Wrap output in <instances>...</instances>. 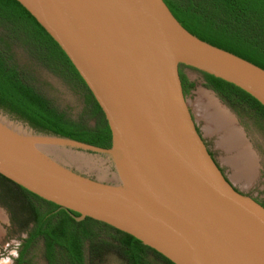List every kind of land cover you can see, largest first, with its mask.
Listing matches in <instances>:
<instances>
[{
    "label": "water",
    "instance_id": "95a60500",
    "mask_svg": "<svg viewBox=\"0 0 264 264\" xmlns=\"http://www.w3.org/2000/svg\"><path fill=\"white\" fill-rule=\"evenodd\" d=\"M16 1L83 79L111 146L38 132L0 108V175L173 264H264V206L238 192L207 151L179 66L231 83L263 107L264 70L189 33L163 0Z\"/></svg>",
    "mask_w": 264,
    "mask_h": 264
},
{
    "label": "trees",
    "instance_id": "16d2710c",
    "mask_svg": "<svg viewBox=\"0 0 264 264\" xmlns=\"http://www.w3.org/2000/svg\"><path fill=\"white\" fill-rule=\"evenodd\" d=\"M163 2L189 33L264 70V0ZM14 45L26 49L35 61L82 93L84 107L78 120L67 117L36 89L29 74L14 61ZM201 74L205 86L225 103L232 108L245 107L264 123V107L256 99L231 83ZM179 76L186 94L194 85L180 70ZM0 108L38 132L99 148L111 146L105 116L83 79L59 45L16 0H0ZM0 180L9 183V195L19 199L17 212L23 214L19 226L27 232L16 264H24L26 252L37 240L43 241L47 264H87V259L109 246L95 240L96 232L101 229L114 233L111 236L114 247L127 264H150L146 259L148 254L165 264H173L129 234L90 218L76 221L74 217L78 213L60 209L1 175Z\"/></svg>",
    "mask_w": 264,
    "mask_h": 264
},
{
    "label": "rangeland",
    "instance_id": "374dc122",
    "mask_svg": "<svg viewBox=\"0 0 264 264\" xmlns=\"http://www.w3.org/2000/svg\"><path fill=\"white\" fill-rule=\"evenodd\" d=\"M12 54L20 69L29 74L33 85L53 106L64 112L67 117L73 120L79 119L84 107V98L80 91L35 61L21 46L14 45ZM181 72L194 85L190 91L184 94V98L207 151L224 177L238 192L253 198L264 206V123L245 107H229L215 92L205 86L201 72L186 66L181 67ZM200 91L212 96L218 106L229 116L232 124L230 126L235 130L227 129L231 128L229 123L217 125V123L209 120L207 115V112L210 113L209 107ZM197 106L202 109L203 117L198 116L199 107L197 108ZM232 131L233 133L239 132L244 147L251 153L253 166L250 172L241 168L242 147L232 143L235 134ZM15 198L17 199V197ZM15 198L9 195V183L0 180V205L3 208H0V264H16L15 258L20 250L22 239L27 236L26 230H22L19 226L23 214L17 212V205L20 201ZM15 212L17 214L14 215ZM95 240L107 242L109 246H105L97 255L87 259V264H127L115 249L111 236L98 230ZM146 259L150 264H159L148 257ZM24 264H47L44 259L42 240H37L28 249L24 257Z\"/></svg>",
    "mask_w": 264,
    "mask_h": 264
},
{
    "label": "bare ground",
    "instance_id": "6f19581e",
    "mask_svg": "<svg viewBox=\"0 0 264 264\" xmlns=\"http://www.w3.org/2000/svg\"><path fill=\"white\" fill-rule=\"evenodd\" d=\"M200 94L203 96V98H204V100L206 101V103H207V105H208V107H209V111H210V113L208 114V112H207V115H208V118H209V120L210 121H213V122H215V123H217V125L220 123L221 125H223V124H227V123H229V126L230 125H232L231 124V121H230V118H229V116L226 114V112L223 110V109H221L219 106H218V104L216 103V101L212 98V96L210 95V94H206V93H204V91L202 92V91H200ZM201 96V97H202ZM197 104V103H196ZM199 106H201V105H199ZM199 106H197V108L199 107ZM196 107V106H195ZM207 107V106H206ZM205 109V108H204ZM201 111H202V109L199 107V109H198V111H197V113H198V116L199 115H203L202 113H201ZM208 111V110H207ZM203 117V116H202ZM228 126V127H229ZM225 127H226V125H225ZM225 127H223V128H225ZM231 127V126H230ZM222 128V127H221ZM227 128V127H226ZM225 128V129H226ZM227 129H233L232 127L231 128H227ZM206 130H207V128H206ZM233 130H235V129H233ZM227 132V131H226ZM230 134H231V132H229ZM232 133H233V131H232ZM235 133V134H234ZM233 134H234V136H233V141H232V143H236L237 145H239L240 147H242V152H243V157H242V161H241V168H242V170H244V171H246V172H250L251 171V168H252V166H253V164H251L253 161V158H252V156H251V153L249 152V151H247V149H246V147H244V144H243V142H242V138H241V135L239 134V132H237V131H235ZM229 134V135H230ZM232 135V134H231ZM231 138V136L229 137V139ZM228 139V138H227ZM229 144H230V142H228ZM227 143V144H228ZM226 144V145H227ZM229 144H228V146H229ZM224 145V144H223ZM237 150V149H236ZM239 151V150H238ZM237 155H238V153H237ZM240 156V155H239ZM240 158V157H239ZM227 162L229 161V160H226ZM237 163V162H236ZM231 164V163H230ZM238 164V163H237ZM234 166V165H233ZM236 166H238V165H236ZM235 167V166H234ZM239 168V167H238ZM242 173V172H241ZM237 174H238V172H237ZM236 173H235V175H237ZM240 176V175H239ZM233 178H235V177H233Z\"/></svg>",
    "mask_w": 264,
    "mask_h": 264
},
{
    "label": "flooded vegetation",
    "instance_id": "af4514ba",
    "mask_svg": "<svg viewBox=\"0 0 264 264\" xmlns=\"http://www.w3.org/2000/svg\"><path fill=\"white\" fill-rule=\"evenodd\" d=\"M179 67H182V65L181 66H179ZM179 70L181 71V68H179ZM182 73V72H181ZM228 105V104H227ZM229 107H231V106H229Z\"/></svg>",
    "mask_w": 264,
    "mask_h": 264
},
{
    "label": "built area",
    "instance_id": "2783aa9c",
    "mask_svg": "<svg viewBox=\"0 0 264 264\" xmlns=\"http://www.w3.org/2000/svg\"><path fill=\"white\" fill-rule=\"evenodd\" d=\"M23 240V239H22ZM18 255V254H17ZM16 258H17V256H16ZM16 258H15V260H16ZM5 263H7V260H5Z\"/></svg>",
    "mask_w": 264,
    "mask_h": 264
},
{
    "label": "crops",
    "instance_id": "0c3cea01",
    "mask_svg": "<svg viewBox=\"0 0 264 264\" xmlns=\"http://www.w3.org/2000/svg\"><path fill=\"white\" fill-rule=\"evenodd\" d=\"M0 208H2V206L0 205ZM3 209V208H2ZM0 237H1V234H0Z\"/></svg>",
    "mask_w": 264,
    "mask_h": 264
}]
</instances>
